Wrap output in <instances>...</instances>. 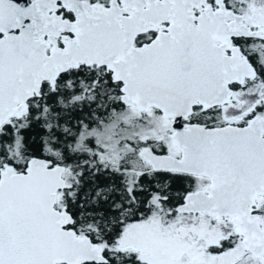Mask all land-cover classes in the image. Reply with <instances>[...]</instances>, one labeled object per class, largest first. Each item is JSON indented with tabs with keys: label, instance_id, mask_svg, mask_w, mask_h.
<instances>
[{
	"label": "snow or ice",
	"instance_id": "snow-or-ice-1",
	"mask_svg": "<svg viewBox=\"0 0 264 264\" xmlns=\"http://www.w3.org/2000/svg\"><path fill=\"white\" fill-rule=\"evenodd\" d=\"M0 264H264V0H0Z\"/></svg>",
	"mask_w": 264,
	"mask_h": 264
}]
</instances>
